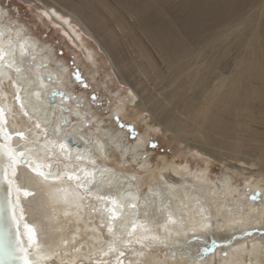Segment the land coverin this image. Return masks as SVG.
I'll return each mask as SVG.
<instances>
[{"label": "bare ground", "instance_id": "1", "mask_svg": "<svg viewBox=\"0 0 264 264\" xmlns=\"http://www.w3.org/2000/svg\"><path fill=\"white\" fill-rule=\"evenodd\" d=\"M39 1L47 8L44 14L47 13L46 16L62 28L73 44L83 48L88 60L93 63L94 52L88 46L84 35L97 41L101 49L106 52L121 82L130 88L132 100L134 102L138 100L135 108L140 114L149 116L148 128L160 131L165 136L172 133L177 141L185 142L190 147L189 150H194L192 152H196L195 154L203 153L209 158L218 159L237 172L264 174V75H262L264 73L262 65L264 61V0H194L185 15L175 16L174 26L164 22L156 13L142 12L140 10L144 8L142 2H136L137 9L142 13H130L129 19L118 20L120 31L129 36L135 47L133 51L123 46L119 40L118 32H116L118 28L110 31L102 29L101 16L94 13L89 4L72 7L65 6L59 0ZM248 8L255 9V13L251 15L240 13ZM7 10L3 16H0V21H12L16 23L17 28H5V35L11 34L15 37L23 26L24 31L21 35L24 39L19 42L36 45L35 62L29 63L30 57L27 54L23 58L24 62L21 64L23 75L19 83L22 85L21 96L24 98L25 106L34 119H39L41 128H34L31 133L26 130L33 125L34 121L18 113V104L13 108L17 111L16 127L25 129V136L39 140L40 145H43L46 139L51 141L54 128L58 135L62 137L72 135L76 141H80L81 145L76 143L70 145L67 140L65 141L66 151L71 153L73 159L61 157L57 163L56 157L52 156L45 163H52L54 170L60 172L74 169L78 171L81 167L91 171L93 165L88 163L87 158L95 159L97 186L94 187L88 202L100 209L99 212H93L88 207L82 208L80 210L82 219H79L77 223L76 216L64 214L66 209L62 203L53 200L42 208L33 203V205H25L22 225L24 221L31 223L36 220L47 233L46 243L51 244L53 249L61 246V238H70L69 230L74 231L76 227L81 229L78 242L84 238L85 229L88 230L87 236H99L103 233V239L107 240L106 229L101 223L102 217L107 216L104 212L106 202L97 201L96 195L113 196L125 203H136L137 207L145 213L142 220L145 222L154 220L153 227L161 235H164L163 229L156 226L163 223L169 211L174 217H183L185 224L196 227L199 226L201 208L205 210V213L212 215L213 221L219 216L227 222L226 208L232 206L233 193L238 191L237 186L232 184L230 175H225L216 182L209 177L207 168L198 169L193 173L190 172L189 164L178 167L164 156H161L162 162L156 171L155 167L150 168L149 160H144L140 156V150L147 145V134L140 135L135 142L127 144L124 142L127 135L117 131L113 126H105V120L93 121L95 113L93 114L86 105L84 98L73 94L72 88L70 90L72 85L68 82L66 64L62 60L52 58L49 54L52 48L43 45L38 38L26 30L25 25L10 19ZM68 19L75 25L73 23L69 25ZM220 23H228L223 32L230 31L227 35L233 36V40L240 44L249 31H255L252 33L253 38L260 36L255 42H252V39L247 42L246 54L242 58L237 57L231 68L227 63L219 65L210 60L206 61L205 50H201L202 47L206 49L211 43L209 40L211 38L206 36L205 32ZM177 25L178 28H176ZM76 26H80L82 31L80 32ZM136 30L141 35L138 38L135 36ZM217 32L219 30L215 33ZM182 34L187 35L194 44L183 46ZM146 40L153 45L157 56L154 57L150 52ZM213 41H219V39L214 38ZM192 47L195 49L192 50ZM137 56L142 59L141 62L135 60ZM17 59L19 62V56ZM45 63L48 66L43 68L42 72H37L36 66H43ZM186 66L188 68L182 75ZM45 75L51 76L53 80H62L63 83L55 84L45 81L41 99L37 101L34 95H30L32 89L36 88L33 81L37 76ZM55 89L67 92L69 96L78 97V99H73L69 103L66 99L62 100L61 97L56 96L55 103H50L49 94ZM6 91L8 93L6 102L12 104L13 90L6 88ZM78 102L84 103L86 107L81 109L72 105ZM123 104L114 107V114L120 115L124 112ZM62 107L71 108L72 114L66 116L61 112ZM73 116L75 118H72ZM65 117L69 126L61 123ZM85 121L91 122L92 126L84 127ZM10 122H12L11 117ZM45 127L48 132L47 137L42 132ZM134 146L138 149L135 155L132 152ZM78 154L86 159L75 160L74 157ZM116 155H120L122 162L113 164L112 160ZM128 155L132 157L131 161L139 163L138 170L152 172L158 177V181L155 179L153 185H149L147 190L143 191L139 186L141 182L144 183L142 177L146 173L143 172L142 176L137 175L140 172L133 170L127 158ZM104 169L107 171L101 176L100 172ZM78 174L83 176V173ZM250 186L260 188L258 183L250 184ZM149 189L152 193L159 192L160 195L150 194ZM129 193L132 195L129 196ZM133 197L138 199L133 201ZM145 197L151 203L146 202ZM161 200L163 205H167L164 211H161ZM248 204L246 211L255 207L251 203ZM256 208L264 209V204ZM135 211V208L130 207L124 209L129 221L133 219L132 213ZM259 215L264 224V213ZM248 220H245L244 227L259 226L249 225ZM172 227L169 225V228ZM93 228H96L97 232L93 233L91 231ZM176 228H179V225ZM237 231L240 232V229L217 231L216 236L217 239H224ZM183 239V235L177 236L176 231L173 230L172 235L167 239L169 246L167 251L154 250L150 259L155 264H184V257L195 255V253L180 252L177 259L172 258L173 248L181 245ZM88 243L92 244L96 241L89 240ZM243 244L249 245L248 249L241 247ZM252 245L255 247L253 248ZM30 250V257L36 261V264H53V261L55 264H60L61 261L68 260L67 256L60 255L46 261L44 259L47 255L46 247L39 252L35 249ZM228 252L227 261H224L217 252L215 256L210 255L205 264H264V239L254 235L237 239ZM72 255L78 256L81 253ZM130 259H136V257ZM192 264L197 262L192 261Z\"/></svg>", "mask_w": 264, "mask_h": 264}, {"label": "snow or ice", "instance_id": "2", "mask_svg": "<svg viewBox=\"0 0 264 264\" xmlns=\"http://www.w3.org/2000/svg\"><path fill=\"white\" fill-rule=\"evenodd\" d=\"M6 7V5L0 6V16L4 15ZM13 11L16 14L19 12L18 9H13ZM45 15L48 14L45 13ZM5 28L15 29L17 25L12 21H0V264H36V261L30 258V249L39 252L45 247L47 249V255L44 256L46 261L53 260V257L60 255L68 257L67 261H61L60 264H77L78 260L81 264H85V262L88 264H125L128 255L136 257V259H127V264H155L150 259L151 253L157 249L167 251L169 247L167 239L172 235L173 230L176 231L177 236L183 235L184 239L181 245L173 248L172 258L177 259L180 252L195 253V255L184 257V264H192V261H196L197 264H205L209 256H215L217 252L220 253L224 261H227L229 258L228 249L233 247L237 239H244L253 235H259L264 239V224H262L259 215L264 213V209L254 207L246 211L248 203L253 206L264 204V192L261 191L250 193L244 203L231 201L232 206L226 208L227 222L219 216L213 221L212 215L205 213V210L201 208L199 210L201 217L199 226L196 227L185 224L183 217H174L169 211L163 223L156 226L163 229L164 235L159 234L153 227L154 220L151 222L142 220L145 213L137 207L136 203H125L113 196L101 195H96V200L106 202L104 212L107 213V216L102 217L101 223L102 227L106 229L107 240L103 239V233L99 236H87L88 230L85 229L84 238L78 242V237H81V229L76 227L74 231L69 230L70 238H61V246L58 249H53L51 244L46 243L47 233L36 220L31 223L24 221L22 225L25 205H33V203L41 208L53 200L62 203L66 209L64 214L76 216L77 223H79V219H82L80 214L82 208L88 207L90 211L99 212V208L88 202L94 187L97 186V169L95 167L96 160L89 157L87 158L88 163L93 165L91 171L82 167L78 171L75 169L64 172L54 170L53 164L45 163V161L52 156L56 157L57 163L61 157L73 159L71 153L66 151L65 141L70 142L74 138L66 135L62 137L54 128L51 141L46 139L45 143L40 145L39 140L25 136V129L16 127L17 111H14L13 108L18 104V113L27 117L28 120L34 121L33 125L26 130L31 133L34 128H41L39 119H34L25 106L24 98L21 96L22 85L19 83L23 75L21 67L24 62L23 58L27 54L30 57L29 63H34L36 45L19 42L24 39L21 35L24 31L23 26L20 27L15 37L11 34L6 36ZM58 55H63V53H58ZM47 66V63L43 66L37 65L36 71L42 72L43 68ZM72 67L73 72L69 79L83 83L82 74L75 68L74 64ZM45 81L55 84L63 83L62 80H53L51 76H37L36 80L33 81L36 88H33L30 93V95L35 96L37 101L41 99ZM6 88L13 90L12 104L6 102L8 97ZM56 96L61 97L62 100L66 99L69 103L73 99H78V97L69 96L67 92L53 90L50 99H54ZM89 99L95 104L99 97L92 96ZM74 107L82 109L86 105L78 102ZM61 112L65 113L66 116L72 114L71 108L62 107ZM10 117L12 122H10ZM113 119L120 128L128 131L129 135L126 139L135 141L139 137L140 133L135 126L123 124L119 116H115ZM61 123L64 126H69L66 117ZM91 126L87 121L84 122V127ZM42 132L47 137L46 127L42 129ZM148 147L155 150L159 148V145L155 140H150ZM137 151L138 149L134 146L132 148L133 155ZM74 159L82 161L86 157L78 154ZM143 159H148L147 154L143 156ZM106 171L107 169H104L100 175L103 176ZM78 173H83V176ZM149 193L156 196L160 195L159 192L152 193L151 189H149ZM131 195L129 193V196ZM136 199L138 197H133V201ZM145 200L151 203L147 197ZM161 204V211H164L167 205H163V200H161ZM126 207L136 209L132 213L133 219L131 221L127 219V214L124 212ZM246 215L249 217V225L260 226L244 227ZM169 225L173 227L169 228ZM177 225L179 228H176ZM233 228L240 229L239 235L233 233L226 239H217V231H229ZM91 231L95 233L97 229L93 228ZM89 240L96 241V243L89 244ZM241 247L248 249L249 245L243 244ZM252 247L254 248L255 245ZM73 253H81V255L74 256ZM105 257L108 259H104Z\"/></svg>", "mask_w": 264, "mask_h": 264}, {"label": "rangeland", "instance_id": "3", "mask_svg": "<svg viewBox=\"0 0 264 264\" xmlns=\"http://www.w3.org/2000/svg\"><path fill=\"white\" fill-rule=\"evenodd\" d=\"M59 1L65 6L72 7H79L83 4H89L88 6L93 10V12L98 13L101 16L102 29L104 31H110L111 29L115 30L118 28L116 32H118L117 36L119 40L121 41L123 46L133 51L135 47L132 45V41L130 40L129 36H127L126 33H122L119 29V19H129L128 16L131 15L130 13H156L164 22L174 26L176 23L175 16L180 17L185 15L194 0ZM136 2H142V7H144L140 8L142 12H139V10L137 9ZM0 4L2 6H7L5 10L8 9V17L10 19H12L13 21L16 20L19 23L25 25L27 27L26 30L31 32V34L35 38H38L43 43V45H48L52 48H50L52 51L49 52V54L52 56V58L62 60L64 64H66L68 68L66 70L68 77H70L73 72V64L75 65V68L79 70L83 77V83L80 81H73L68 79V82L72 85V87H70V90L72 88L73 94H78L79 96L81 95V97L84 98L86 105H88L91 111H93V114L95 113V116H93V121H95L96 119L105 120V126H113L114 128H116L117 131H121L123 134L127 135L126 137H128V131L120 128L117 122L113 119V117L119 116L120 121L123 124H131L135 126L136 130L140 133V135L147 134V145L140 150V156H142L141 158L143 159V156L147 154V160H149V163L151 165L150 168L155 167L156 171L161 165V156H164L167 157V159H169L171 162L177 164L178 167H182L185 164H189V166L191 167H189L190 172L193 173L198 169L207 168V171L209 170V177L216 182L219 178L225 175H230L232 177V184L236 185L238 189L237 192H234L236 194L233 196V200H236L238 203H244L245 201H247V197L250 193L256 191L264 192L263 173L237 172L235 169L230 168L218 159L209 158L208 155H204L203 153L202 155L195 154L196 152H192L194 150H189L190 147L185 142L177 141L173 137L172 133H169L165 136L160 131L148 128L147 122L149 121V116L140 114L138 112V109L135 108L137 107L136 103L138 100L136 99L135 102L132 100L131 96L133 95L131 93L130 88L127 84L121 82L119 75L115 71L111 62L109 61L106 52L101 49L100 45H98L95 39H93L92 37L89 38L88 36L84 35V37H86L87 39L88 46L92 48L94 52L93 63L92 61L88 60L86 52L82 50L83 48L73 44L69 36L63 32L62 28H59L57 24L50 20L51 18H48L44 14V12L47 11V8L39 0H0ZM40 4H42L43 6ZM250 8L242 10L240 13H246L249 15L255 13V9L250 10ZM13 9H18V14H16ZM67 21L69 25H72L73 22L70 19H68ZM227 24L220 23L215 27H210V29H208L205 34L206 36L211 38L209 39L211 43L206 47V49L205 47H202L201 50H205L206 61L210 60V62H214L219 65L227 63L228 66H230L231 68L237 57L242 58L246 54L245 46L247 45V42H249L251 39L252 42H255L260 36L257 38H253L252 33L255 31H249L246 33L245 37L243 38V42L240 44L238 41L233 40V36L227 35L230 31L228 33L223 32ZM73 25H75V23H73ZM76 28L80 32L82 31L80 26H76ZM176 28H178V25L176 26ZM216 30H219V32L215 33ZM45 36L47 37L46 39L44 38ZM135 36L137 38L141 36L138 30H136ZM214 38H218L219 41H213ZM187 44L194 43H192V40H190L187 35L182 34V45L187 47ZM147 45L153 56H157L156 50L154 49L153 45L150 42H148ZM191 49L194 50L195 47H192ZM58 53H63V55H58ZM135 60H140V62L142 61V59L138 56ZM158 64L161 63L158 62ZM52 65L54 66L55 64ZM262 65L264 66V61L262 62ZM132 68L134 69L133 66ZM187 68L188 67L186 66L182 75L185 74ZM262 75H264V73ZM92 96L99 97V99L95 101V104H93V102L89 99ZM122 104L123 107H125L126 112L124 110V112L120 115L114 114V107H116V105ZM72 105L74 106L75 104L72 103ZM90 119L92 120V118ZM90 124L92 123L90 122ZM150 140H155L158 143L159 148L155 150L149 148L148 144ZM135 141L132 139H124V142H126L127 144H131ZM127 158L129 162H131L133 170H137L140 172V174L137 175L142 176L143 172L146 173V171H143V169L138 170L139 168L137 167V165H139V163H137L136 161H131L132 157H129L128 155ZM120 159V155H116L112 160L113 164L119 162L121 163L122 159ZM142 178L144 180V183L141 182L139 186L143 191L147 190L149 188V185H153V181H155V179H157L158 181V177L152 172L146 173ZM257 183L259 184L260 188H254L250 186V184L254 185ZM242 192L243 194H241ZM247 205L249 206V204ZM257 206L260 205H256L255 208ZM247 219H249V217L246 215L245 220ZM235 233L239 235L238 231ZM254 236L260 237L259 235ZM131 257V255H128L127 259H130ZM127 259H125V264H127ZM78 264H81V262L79 261ZM85 264H88V262H85Z\"/></svg>", "mask_w": 264, "mask_h": 264}, {"label": "water", "instance_id": "4", "mask_svg": "<svg viewBox=\"0 0 264 264\" xmlns=\"http://www.w3.org/2000/svg\"><path fill=\"white\" fill-rule=\"evenodd\" d=\"M45 76H46V75H45ZM55 90H56V89H55ZM61 92H62V91H61ZM52 93H53V91L49 94V101H50V103H55V100L57 99L56 97H55L54 99H50V97L52 96ZM72 118H75V117L73 116ZM68 137L74 138V139H72L70 142L67 141L70 145H75V143L78 144V145H81V142H80V141H76V139H75L74 136L70 135V136H68ZM30 251H31V250H30ZM30 258H31V257H30Z\"/></svg>", "mask_w": 264, "mask_h": 264}]
</instances>
